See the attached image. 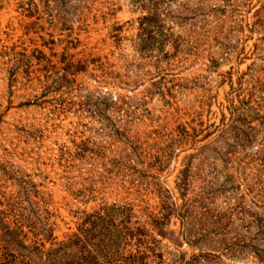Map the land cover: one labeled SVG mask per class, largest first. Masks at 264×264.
<instances>
[{"label":"rangeland","instance_id":"1","mask_svg":"<svg viewBox=\"0 0 264 264\" xmlns=\"http://www.w3.org/2000/svg\"><path fill=\"white\" fill-rule=\"evenodd\" d=\"M263 221L264 0H0V229L264 264Z\"/></svg>","mask_w":264,"mask_h":264},{"label":"trees","instance_id":"2","mask_svg":"<svg viewBox=\"0 0 264 264\" xmlns=\"http://www.w3.org/2000/svg\"><path fill=\"white\" fill-rule=\"evenodd\" d=\"M185 234L188 238L191 237L189 232H185ZM0 235V250L3 252V256L0 257V264H85L84 254L76 250V245L62 246L54 252L45 254L43 252L44 244L34 247L36 250H30L33 247L24 245V242L20 241L21 232L19 228L14 230L2 228L0 229ZM73 249L74 252L71 251ZM38 250H40L41 255H36ZM263 256L264 249L262 251ZM262 261L264 262V260Z\"/></svg>","mask_w":264,"mask_h":264}]
</instances>
